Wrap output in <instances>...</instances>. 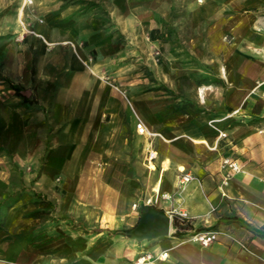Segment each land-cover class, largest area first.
<instances>
[{"label": "crops", "instance_id": "obj_1", "mask_svg": "<svg viewBox=\"0 0 264 264\" xmlns=\"http://www.w3.org/2000/svg\"><path fill=\"white\" fill-rule=\"evenodd\" d=\"M176 1L110 0L107 17L78 13L67 25L71 35L54 41L48 23L56 28L61 17L31 32L20 20L23 2L19 22L34 35L16 42L11 27H0V73L37 101L12 106L0 84V146L23 163L44 157L30 190L0 222V264H127L144 253L153 255L146 264H264V0H183L188 21L175 22L174 38H148L155 55L165 44L161 68L152 57L133 87L120 71L110 72L111 82L98 75L106 64L122 65L128 51L141 66L143 45L134 46L142 43L141 33L147 39L165 25ZM56 71L62 76L52 98L37 99L36 83L53 80ZM179 82L187 84L183 91ZM160 83L193 100L194 109L175 107L176 95L160 90ZM138 122L155 135L137 133ZM219 131L226 137L219 139ZM150 149L157 155L148 163ZM102 152L108 162L134 157V165L117 186H82L93 178V171L83 173L84 162L102 159L95 156ZM223 156L236 158L241 169L220 186ZM37 197L45 199L38 208L64 211L90 230L31 216ZM144 199L172 218L186 213L190 228L141 243L119 233L108 238L110 229L136 225ZM198 231H215L216 239L203 246L191 236ZM162 252L165 258L158 257Z\"/></svg>", "mask_w": 264, "mask_h": 264}, {"label": "rangeland", "instance_id": "obj_2", "mask_svg": "<svg viewBox=\"0 0 264 264\" xmlns=\"http://www.w3.org/2000/svg\"><path fill=\"white\" fill-rule=\"evenodd\" d=\"M109 1L110 0H0V27H3L5 29L6 27H11L13 32V37L16 42H23L26 40V36L34 35L31 32L36 29V27L43 24V22L48 20V18H53L54 16H59V20L57 21V27L54 28L52 24L48 23V29L50 31V38L54 40H60L65 39V37H68L71 35V27H67L68 24H70L71 20L74 18V16L78 13H86V12H92L99 17L100 20L108 16L109 12ZM195 1L198 4H208V3H214V0H192ZM23 2V3H22ZM22 3L23 9L21 10V21L24 23L26 28L31 32H24L22 29V26L19 22L18 18V9ZM225 1H223V8H225ZM22 8V7H21ZM183 7V0H177L173 3L172 6V15L168 20H164V24L162 25V28L160 30H156V33L150 32L149 37L147 39L144 38L145 33H141L142 38L140 45H136L134 47H137L139 49V46L143 45L142 52L140 55L143 58V64L141 66H136L133 64V60L138 55L133 52V54H129L130 51L127 52V55L125 54V61L124 59L120 62L122 65H111L107 66L104 65L103 72L100 70L98 75L106 82H111L112 77L111 71L117 70L121 74H117L120 77L126 78L124 82L125 84L129 85L130 87H133L134 85V78L136 75L140 72L146 73L149 71V61L152 60V57L159 58L157 60V63L159 64V67L161 68V64L166 63V50H165V44L164 47L159 48V51L156 53V55L153 52V49L150 47V40L149 39H156V40H167L170 38H174V35L172 34V28H175V22L177 21H188V18L184 19L182 10ZM23 11V14H22ZM178 14V16H176ZM143 24L145 26V29H148L149 27V20L144 19ZM182 26V23L179 24ZM66 26V27H65ZM59 27H63V30H60ZM1 29V28H0ZM179 38L182 36V28L179 29ZM149 38V39H148ZM40 39V38H39ZM119 39V38H118ZM42 40V39H41ZM178 55L180 56V59H182L183 52L182 50L177 51ZM129 55V56H128ZM96 53H91V59L90 61L96 60ZM182 62V61H181ZM92 63V69L96 72L97 68L95 67V63L91 61ZM94 67V68H93ZM163 67V66H162ZM197 72L198 66L195 65ZM165 68V67H164ZM181 68V67H180ZM161 71V70H160ZM166 73L165 71H163ZM0 73V77H1ZM62 76V73L60 71H56L55 77L53 80H44L40 84L36 83L35 88V94L36 98H41L42 100H50L56 91L57 85L59 83V80ZM114 82V81H113ZM112 82V83H113ZM123 83V84H124ZM0 84L4 86V90H2V97L6 102H8L10 105L15 106L18 103L14 102L15 99L12 97V94H8L6 91L8 89L7 84L4 81L0 80ZM113 84H116L115 82ZM145 85L149 86L151 83L149 80H147ZM180 87V89L183 91L187 84L183 82L177 83ZM196 84H200L199 81H196ZM160 90L162 91H168L172 94H175L176 98L174 99L175 107L179 109H185L190 107L191 109H194L195 102L191 100L190 98H186L180 94V92H176L173 89L175 88H168L166 83H160L159 85ZM37 88V89H36ZM37 90V91H36ZM178 96V97H177ZM33 100L34 97H33ZM37 102V101H36ZM0 222L2 223L5 215L6 210L8 208H11L15 203H17L19 200H21L19 197L22 196V192L26 191V189H29L32 187L33 182L36 180L37 176L41 172L43 165H44V157H42L39 161L34 163H23L20 161L14 154H12L6 147L3 148V146H0ZM106 148V147H105ZM3 149V150H2ZM7 149V150H5ZM102 149V148H101ZM103 151V150H102ZM96 157H102V159H98L96 161H87L83 164V173L85 175H89L93 171V178H85L84 181L81 183L82 186H88L90 181L93 182V185L96 187L104 186L105 184L117 186L119 185L120 181L122 180V174L126 172V170H130L133 167L134 157H129V162L124 161H115V162H108L107 159L110 158L109 155L102 152L100 155H95ZM104 158V159H103ZM106 158V159H105ZM120 159H124L123 156L120 157ZM128 166V168H127ZM145 200V199H144ZM45 201L42 197H37L36 200H33L35 209H33L30 213L31 216L41 218V217H51L56 219H63L68 220L67 225L71 226V228L79 229V233H83L87 231V229L90 230V228H87L85 225L80 223V221L75 222L74 220H71L69 215L64 214V211L61 214L54 215L53 213L50 214L49 211H46L45 208H38L40 207L39 204H42ZM147 206H150L149 204ZM45 207V206H43ZM54 212V210H53ZM50 214V215H49ZM139 217V215H138ZM70 220V221H69ZM40 228V227H39ZM98 228V226H95V230ZM122 231L128 230L124 228H120ZM96 232V231H95ZM115 234V230L110 229L109 232H106L105 235L108 236V238H112ZM126 239L125 234H123ZM129 240V239H128ZM132 241V240H130ZM135 242V241H134ZM143 242V241H142ZM141 243V242H136Z\"/></svg>", "mask_w": 264, "mask_h": 264}, {"label": "built area", "instance_id": "obj_3", "mask_svg": "<svg viewBox=\"0 0 264 264\" xmlns=\"http://www.w3.org/2000/svg\"><path fill=\"white\" fill-rule=\"evenodd\" d=\"M136 131L139 134H143L144 136L151 138L155 135L152 131L148 130L143 123L138 122L136 124ZM226 137V133L223 131H219L218 138L223 139ZM156 152L153 149H150L147 152V161L148 163H151L156 158ZM221 168V180H220V186H225L231 176L235 173L240 171L241 166L238 162V160L231 156H223L220 163ZM191 178V175L188 173L184 174L182 179L184 181H188ZM223 194V193H222ZM150 199H145L142 201L143 206H147L148 204L151 205ZM132 207L135 209L138 207L137 203H133ZM176 219L179 224H190L189 217L186 213H176V216L174 218L171 217V220ZM177 231L181 232V229H178L177 227L171 226V232L176 233ZM192 238L195 239L197 242H199L203 246H208L212 241L216 239V232L215 231H198L196 233H193ZM167 256L166 252H162L158 257L159 258H165ZM153 259V255L150 253H144L137 256L133 261L128 262L127 264H146L148 261Z\"/></svg>", "mask_w": 264, "mask_h": 264}, {"label": "water", "instance_id": "obj_4", "mask_svg": "<svg viewBox=\"0 0 264 264\" xmlns=\"http://www.w3.org/2000/svg\"><path fill=\"white\" fill-rule=\"evenodd\" d=\"M171 223V217L164 210L150 205L140 213L136 225L126 233V237L135 242L167 237Z\"/></svg>", "mask_w": 264, "mask_h": 264}, {"label": "trees", "instance_id": "obj_5", "mask_svg": "<svg viewBox=\"0 0 264 264\" xmlns=\"http://www.w3.org/2000/svg\"><path fill=\"white\" fill-rule=\"evenodd\" d=\"M33 73H34V71L32 69V75H33ZM0 80L4 81L7 84L8 90H12L14 92L15 96H18V97L21 98L20 102L18 103L19 105H28V106H30V105H34L36 103L35 100H33L32 98H28L26 95L23 94L25 89L21 85L11 82L8 78H6L4 76H1ZM0 148H2V147H0ZM5 150H7V149H5ZM146 208H147V206H143L141 212H143ZM172 225H173L174 228L177 227L178 229H181V230H186V229L190 228L189 224H186V225L179 224V222L176 219H173ZM129 230L115 231V233L125 234L126 235V233ZM175 234H180V233H179V231H177Z\"/></svg>", "mask_w": 264, "mask_h": 264}, {"label": "bare ground", "instance_id": "obj_6", "mask_svg": "<svg viewBox=\"0 0 264 264\" xmlns=\"http://www.w3.org/2000/svg\"><path fill=\"white\" fill-rule=\"evenodd\" d=\"M27 1H29V0H27Z\"/></svg>", "mask_w": 264, "mask_h": 264}]
</instances>
